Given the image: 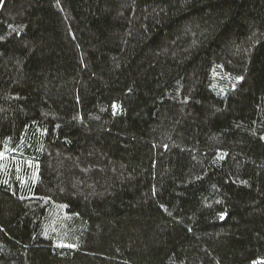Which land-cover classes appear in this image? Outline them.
Instances as JSON below:
<instances>
[{
	"label": "trees",
	"instance_id": "16d2710c",
	"mask_svg": "<svg viewBox=\"0 0 264 264\" xmlns=\"http://www.w3.org/2000/svg\"><path fill=\"white\" fill-rule=\"evenodd\" d=\"M0 264H264V0H0Z\"/></svg>",
	"mask_w": 264,
	"mask_h": 264
}]
</instances>
